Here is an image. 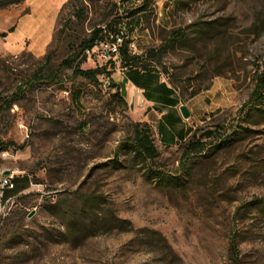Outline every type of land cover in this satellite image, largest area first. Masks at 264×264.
I'll return each instance as SVG.
<instances>
[{
    "label": "rangeland",
    "instance_id": "374dc122",
    "mask_svg": "<svg viewBox=\"0 0 264 264\" xmlns=\"http://www.w3.org/2000/svg\"><path fill=\"white\" fill-rule=\"evenodd\" d=\"M12 1L0 0V264H264V100L248 105L264 78V0ZM108 27L140 55L183 34L143 60L176 108L145 106L131 85L122 104L119 65L97 84L73 74L68 60ZM168 113L175 134L207 144L186 173L183 143L157 132ZM139 123L159 153L146 169L124 149Z\"/></svg>",
    "mask_w": 264,
    "mask_h": 264
},
{
    "label": "trees",
    "instance_id": "16d2710c",
    "mask_svg": "<svg viewBox=\"0 0 264 264\" xmlns=\"http://www.w3.org/2000/svg\"><path fill=\"white\" fill-rule=\"evenodd\" d=\"M20 1L21 0H13L10 4H16ZM132 14H136V12ZM13 31L14 29L12 28L9 30V33ZM121 33H123L124 42L120 47L118 63L111 60L105 63L103 68H97L95 70L81 69V64L86 60L84 55L85 50L92 49L98 42L107 40L110 36L119 35ZM6 36L7 33L1 35V37ZM182 38V33L173 34L169 38V42L161 48L151 50L145 55H134L129 49L131 41L128 39L127 33H125V28H102L93 32L92 36L81 45L80 52L74 54L72 59L68 60L67 64L73 66V64L77 62V67L74 68L73 74L76 77H82L89 80L94 84L98 83V77L104 73L106 67H116L119 65L124 72H126V78L123 84L116 87L123 95L120 100L122 104L126 103L124 101V95H126L125 84L127 82H131L134 86L144 91V96L147 100H155L162 104V106L157 107H161L163 109H174L179 105L178 100L174 96V91L166 84L159 82L158 77L160 76V73L158 72V68L144 63L143 60L161 58L163 54L176 43V41L181 40ZM263 93L264 78H261L248 102L251 112L263 104ZM11 105L12 104H10L9 107H11ZM180 124H182V118L180 116L172 113L165 114L163 115L162 121L158 124L157 132L163 145H176L178 141L183 143L181 146L182 169L180 173H186L189 164L193 163V159L205 152L207 144L203 142V138H196V131L192 132L188 130L186 132V134H188L186 137L182 131L175 134L173 130ZM206 136L209 138L210 133ZM187 137H189V139L185 141ZM124 149L131 153L132 160L136 165H141L144 169L150 165H156L159 153L154 142L151 127L148 124L139 123L133 126L132 137L125 143ZM149 174L154 175V179H157L158 183L163 186H176L180 180L178 176L174 177L161 172L160 170H154V172H150ZM231 252L233 255L237 253L234 241L231 242Z\"/></svg>",
    "mask_w": 264,
    "mask_h": 264
},
{
    "label": "built area",
    "instance_id": "2783aa9c",
    "mask_svg": "<svg viewBox=\"0 0 264 264\" xmlns=\"http://www.w3.org/2000/svg\"><path fill=\"white\" fill-rule=\"evenodd\" d=\"M123 42V33L113 35L107 40L98 42L92 49L85 50L84 55L86 59L95 58L100 63H107L111 60L118 63L120 47ZM129 49L134 55H140L138 51L135 50V44L133 42L129 44ZM2 187L6 190H12L14 189V184L12 180L5 179Z\"/></svg>",
    "mask_w": 264,
    "mask_h": 264
},
{
    "label": "crops",
    "instance_id": "0c3cea01",
    "mask_svg": "<svg viewBox=\"0 0 264 264\" xmlns=\"http://www.w3.org/2000/svg\"><path fill=\"white\" fill-rule=\"evenodd\" d=\"M127 85H131L133 88H136L138 91H140V93H141V100L143 101V103H144L145 106H162V104L160 102H157L155 100L154 101L147 100L145 98V96H144V91L141 90V89H139V88H137L136 86H134L131 82H127L125 84V86H127ZM125 91H126V94H127L126 88H125Z\"/></svg>",
    "mask_w": 264,
    "mask_h": 264
},
{
    "label": "water",
    "instance_id": "95a60500",
    "mask_svg": "<svg viewBox=\"0 0 264 264\" xmlns=\"http://www.w3.org/2000/svg\"><path fill=\"white\" fill-rule=\"evenodd\" d=\"M180 113H181V115H182V118H184V119H189L190 117H191V114H190V112H189V110L187 109V107L186 106H181L180 107ZM8 175V174H7Z\"/></svg>",
    "mask_w": 264,
    "mask_h": 264
},
{
    "label": "bare ground",
    "instance_id": "6f19581e",
    "mask_svg": "<svg viewBox=\"0 0 264 264\" xmlns=\"http://www.w3.org/2000/svg\"><path fill=\"white\" fill-rule=\"evenodd\" d=\"M135 50H138V49L136 48V45H135Z\"/></svg>",
    "mask_w": 264,
    "mask_h": 264
}]
</instances>
